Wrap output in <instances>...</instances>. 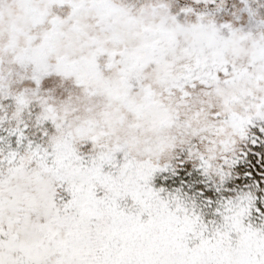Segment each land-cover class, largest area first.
Instances as JSON below:
<instances>
[{"label": "snow or ice", "instance_id": "1", "mask_svg": "<svg viewBox=\"0 0 264 264\" xmlns=\"http://www.w3.org/2000/svg\"><path fill=\"white\" fill-rule=\"evenodd\" d=\"M0 264H264V0H0Z\"/></svg>", "mask_w": 264, "mask_h": 264}]
</instances>
